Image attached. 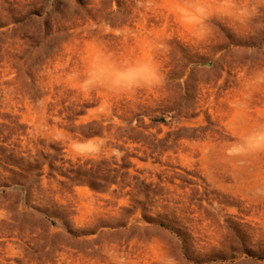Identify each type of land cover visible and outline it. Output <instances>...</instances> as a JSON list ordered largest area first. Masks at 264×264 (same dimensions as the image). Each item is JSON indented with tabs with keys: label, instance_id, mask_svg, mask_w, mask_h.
Masks as SVG:
<instances>
[{
	"label": "rangeland",
	"instance_id": "rangeland-1",
	"mask_svg": "<svg viewBox=\"0 0 264 264\" xmlns=\"http://www.w3.org/2000/svg\"><path fill=\"white\" fill-rule=\"evenodd\" d=\"M261 137L264 0H0V264H264Z\"/></svg>",
	"mask_w": 264,
	"mask_h": 264
},
{
	"label": "clouds",
	"instance_id": "clouds-1",
	"mask_svg": "<svg viewBox=\"0 0 264 264\" xmlns=\"http://www.w3.org/2000/svg\"><path fill=\"white\" fill-rule=\"evenodd\" d=\"M159 74H156V73H153L152 74V81L155 82V81H158L159 80ZM261 142H264V137H261Z\"/></svg>",
	"mask_w": 264,
	"mask_h": 264
}]
</instances>
